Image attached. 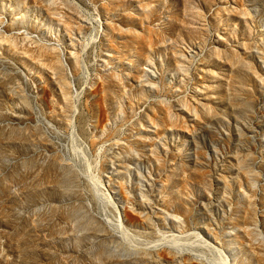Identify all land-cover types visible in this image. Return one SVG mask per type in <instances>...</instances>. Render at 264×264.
<instances>
[{
    "label": "rangeland",
    "instance_id": "obj_1",
    "mask_svg": "<svg viewBox=\"0 0 264 264\" xmlns=\"http://www.w3.org/2000/svg\"><path fill=\"white\" fill-rule=\"evenodd\" d=\"M0 264H264V0H0Z\"/></svg>",
    "mask_w": 264,
    "mask_h": 264
},
{
    "label": "bare ground",
    "instance_id": "obj_2",
    "mask_svg": "<svg viewBox=\"0 0 264 264\" xmlns=\"http://www.w3.org/2000/svg\"><path fill=\"white\" fill-rule=\"evenodd\" d=\"M99 152V151H98ZM119 217V216H118ZM120 222V221H119ZM186 243V242H185ZM187 251V250H186ZM191 251V250H190ZM204 258V257H203Z\"/></svg>",
    "mask_w": 264,
    "mask_h": 264
}]
</instances>
